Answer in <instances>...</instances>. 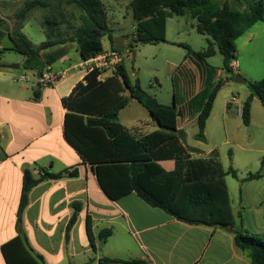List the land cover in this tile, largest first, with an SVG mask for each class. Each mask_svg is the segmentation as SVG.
Listing matches in <instances>:
<instances>
[{
    "label": "trees",
    "instance_id": "obj_1",
    "mask_svg": "<svg viewBox=\"0 0 264 264\" xmlns=\"http://www.w3.org/2000/svg\"><path fill=\"white\" fill-rule=\"evenodd\" d=\"M129 6L136 23L134 42H166L167 19L183 17L187 12L196 21L197 33L207 37L206 47L199 53L187 45H180L187 50L186 59H190L202 74L201 89L191 95L186 104L189 114L196 116L198 134L195 139L204 142L206 123L217 93L236 75L232 67L236 61V40L255 24L264 22V0H246V7L242 10H233L227 4L216 7L209 0H131ZM21 7L16 14L15 26L9 32L3 31V20L0 18V40L8 37L11 42L10 46L0 48V55L5 51L19 54L24 58L22 69L36 77H40L63 55L61 51H53L55 47L67 42L75 43L81 58L87 60L102 53L103 37L111 39L108 13L102 0H61L56 4L49 0H27ZM35 9L50 10L43 16L45 41L39 45H34L21 32L29 14ZM74 17L79 24L77 27L69 24ZM132 41L128 44L131 49ZM217 52L222 57L220 69L206 63ZM227 72L229 75L223 78ZM97 75L96 71L88 73L83 82H78L70 95L62 99V106L66 109L63 132L67 143L91 167L104 194L111 200H118L135 193L148 205L159 208L177 221L192 226L231 230L235 246L249 254L251 264H264V239L246 233L234 223L226 177L236 179V171L232 166L227 171L223 170L216 150H212L206 159H194L177 136L179 102L176 93L172 105L159 103L139 84H130L124 61L112 76L103 81H98ZM172 82L176 87L174 78ZM247 84L250 95L243 102L240 115L245 126L250 124L253 98L264 106V78L247 81ZM126 92L128 95L124 96ZM33 96L35 100L39 98L37 92ZM128 97L145 108L158 130L136 136L118 122L120 111L128 105ZM168 160L173 162L171 170L161 165ZM262 167L264 160L259 170L248 173L243 182L260 179ZM77 176V168L57 173L43 171L37 177L32 170L23 171L16 213V236L0 249L5 264H44L22 232V215L28 205L29 193L42 182ZM70 208L72 214L64 232L66 242L82 204L74 202ZM85 230L90 246L95 249L89 215ZM111 233V230L104 229L99 233L100 238L109 237ZM99 264L147 263L101 258Z\"/></svg>",
    "mask_w": 264,
    "mask_h": 264
},
{
    "label": "crops",
    "instance_id": "obj_2",
    "mask_svg": "<svg viewBox=\"0 0 264 264\" xmlns=\"http://www.w3.org/2000/svg\"><path fill=\"white\" fill-rule=\"evenodd\" d=\"M259 24L264 22L255 24L236 41L241 37L250 41L252 30L259 28ZM134 38V34L132 39L123 37L121 43L111 38L108 50L118 51L120 49L115 44L125 47L124 42L128 46ZM53 51H61L63 55L48 68L58 76L51 86L41 84L38 82L39 77L29 72L27 80L20 82L22 85L17 84L19 76L5 72L17 69H8L6 66L9 64L0 62V249L16 236V213L23 171L32 170L37 177L43 171L57 173L77 168L76 178L42 182L29 193L28 205L22 215V232L33 252L41 256L44 264H99L101 258L142 260L147 264H251L249 254L235 246L231 230L192 226L177 221L159 208L151 207L135 193L118 200H111L104 194L91 167L67 143L63 132L66 109L62 106V99L70 95L78 82H83L88 74L87 67L75 43L67 42L55 47ZM124 53L128 55L130 51L126 49ZM23 60L22 57L17 64L18 69H22ZM34 92L39 94L36 100ZM238 96L237 103L242 106L245 99L239 102ZM255 99L251 102L250 124L247 127L253 122V104L257 107ZM228 100L221 120L224 144L231 143L230 136L233 135L230 126L234 115L241 119L237 106L228 105ZM179 107L180 103L177 109L180 112ZM213 110L206 123L205 140H208L210 122L214 120ZM191 116L196 121V116ZM150 123L149 131L138 121L130 128L124 127L132 134L142 136L158 130L152 119ZM187 125L177 120V136L192 157L200 159L195 157L200 152L184 143ZM248 139L245 153L250 160L256 159L261 163L264 160V148H251L253 143H250V137ZM212 150L217 151L215 148ZM219 158L224 170L222 159ZM168 162L172 165L166 170H171L172 161L161 162V165ZM227 177L226 187L235 226L242 227L248 234L264 238V167L260 179L243 182L245 178H241L236 201L229 188L232 185L234 189L235 185L229 183ZM74 202L81 203L82 210L66 242L64 232ZM88 215L92 221L95 249H92L86 236L85 221ZM104 229L112 233L104 237V243L99 247V233ZM116 234L122 239L118 250L113 242ZM1 256L0 251V264H5Z\"/></svg>",
    "mask_w": 264,
    "mask_h": 264
},
{
    "label": "rangeland",
    "instance_id": "obj_3",
    "mask_svg": "<svg viewBox=\"0 0 264 264\" xmlns=\"http://www.w3.org/2000/svg\"><path fill=\"white\" fill-rule=\"evenodd\" d=\"M27 0H0V18L3 20V31L9 32L15 26L16 14L22 8L21 6ZM50 3L56 4L61 0H49ZM131 0H102L108 13L110 28L112 29L111 38L121 43L123 37L132 39L134 27L129 2ZM212 5L221 7L227 4L233 10H242L246 7V0H209ZM70 10V9H68ZM69 12V11H68ZM50 13V10L35 9L33 10L26 22L24 23L23 32L27 38L34 44L38 45L44 41V33L42 29L43 16ZM190 12L183 17L173 16L166 22V42L157 44H141L132 41V49L119 44L115 47L123 54L124 65L132 86L139 84L140 88L147 93L155 96L157 101L163 105H172L174 93L178 96L180 103V112L178 115L179 122L188 124L185 128L184 143L190 148L197 149L200 153L195 155L196 158H208V153L212 149H217L222 159L224 170H228L231 165L236 171L238 178L227 177L235 201L238 199L239 189L241 187L240 180L245 178L248 173H255L259 170V160H250L245 150L248 148L245 143L250 137L251 148H264V106L255 99L257 107L253 104V122L247 127L240 117L234 115L231 124L230 144H224V137L221 134L222 115L225 111L227 99L232 93H237L239 102L246 100L249 93L248 82L259 81L264 78V24H259V28L252 30L253 36L247 41L246 37H241L236 41V61H234V73L245 78V83H236L234 79H229L226 85H223L218 91L214 101V120L210 122L208 140L204 142L195 139L198 134L196 121L188 113L187 99L196 94L203 85L201 71L196 65L186 59L187 50L180 45H187L192 51L199 53L206 47V36H201L196 30V21L190 16ZM75 15L78 12L75 11ZM76 17L69 24L73 27L77 24ZM73 32V31H72ZM71 34V32H69ZM11 45L8 37L0 40V48ZM103 49L108 50L111 41L108 36L102 38ZM128 49L130 53L127 55L124 51ZM22 57L10 51H5L0 55V62L15 65L19 64ZM221 55L217 52L213 57L206 60V63L216 69L221 68ZM15 76L25 75L27 72L21 68L17 70L5 71ZM175 79L174 87L172 79ZM20 83L18 79H16ZM22 85V83H20ZM236 94V96H237ZM244 100V101H245ZM150 117L145 108L137 101L130 100L128 97V105L120 111L118 122L123 126L130 128L136 121L141 122L149 131L151 127ZM214 127V129L212 128ZM216 128V130H215ZM214 130V131H213ZM171 163L164 164L165 169L171 167ZM234 195V196H233ZM264 239L262 237H259ZM114 239V240H113ZM111 239L118 250L122 239L116 236Z\"/></svg>",
    "mask_w": 264,
    "mask_h": 264
},
{
    "label": "built area",
    "instance_id": "obj_4",
    "mask_svg": "<svg viewBox=\"0 0 264 264\" xmlns=\"http://www.w3.org/2000/svg\"><path fill=\"white\" fill-rule=\"evenodd\" d=\"M123 55L113 49L104 51L95 57H90L87 60H84V64L87 67V72H98L97 80L103 81L105 78L112 76L115 72L117 67L124 61ZM235 64L233 62L232 67ZM57 74L51 72L48 68L43 71L42 75L39 77V81L41 84L45 86H51L54 84V81L57 79ZM26 76L22 75L19 76L18 81L24 82L26 81ZM228 105L237 106L239 109L240 115L242 111V106L237 103V98L235 95H232L228 100Z\"/></svg>",
    "mask_w": 264,
    "mask_h": 264
},
{
    "label": "water",
    "instance_id": "obj_5",
    "mask_svg": "<svg viewBox=\"0 0 264 264\" xmlns=\"http://www.w3.org/2000/svg\"><path fill=\"white\" fill-rule=\"evenodd\" d=\"M8 69H18L19 68V65H17V64H15V65H7L6 66ZM227 75H229V72H227L226 74H224L223 75V78H225ZM234 82H236V83H245L246 82V80H245V78H243L242 76H240V75H235L234 76ZM133 98L132 97H130V100H132ZM104 240H105V238L103 237V238H101V240H100V246L99 247H102V245H103V243H104Z\"/></svg>",
    "mask_w": 264,
    "mask_h": 264
}]
</instances>
